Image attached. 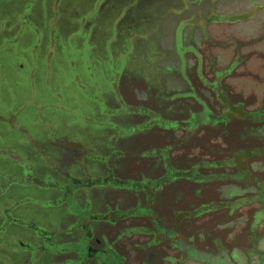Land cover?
Listing matches in <instances>:
<instances>
[{"label":"flooded vegetation","instance_id":"1","mask_svg":"<svg viewBox=\"0 0 264 264\" xmlns=\"http://www.w3.org/2000/svg\"><path fill=\"white\" fill-rule=\"evenodd\" d=\"M128 20L132 37L119 33ZM133 57L138 79L114 92ZM77 89L98 116V142L111 93L114 114L147 119L163 146L138 163L160 160L168 180L197 188L185 212L166 224L149 204L100 208L109 185L153 204L165 183L140 172L123 184L127 151L76 147ZM172 152L205 160L177 172ZM198 169L209 172L201 187ZM142 218L146 228L134 225ZM0 264H264V0H0Z\"/></svg>","mask_w":264,"mask_h":264},{"label":"rangeland","instance_id":"2","mask_svg":"<svg viewBox=\"0 0 264 264\" xmlns=\"http://www.w3.org/2000/svg\"><path fill=\"white\" fill-rule=\"evenodd\" d=\"M127 25H129L126 22L122 25L121 31L119 32L121 35L124 34L125 36L132 37V32L129 31L127 28ZM142 33L150 34L152 32L151 29H148L147 25H144L143 28L140 29ZM100 39V38H99ZM102 42V38L99 40ZM94 42V40H93ZM96 42V41H95ZM128 44V43H127ZM123 49L120 46V43L117 42L114 44V50L115 55H118L117 50ZM136 51L133 56H136L137 54H140L142 50V45L138 44L135 47ZM138 51V52H137ZM93 59H95L94 55L92 56ZM140 68V59L138 58H131L129 63V69L127 71V74L121 79L120 84L118 87L114 85V92H124L127 88V85L129 83H132L134 80L138 79L137 71ZM94 73H99L101 70L99 68L93 70ZM82 74L85 75L84 70L82 71ZM65 76L68 78V74H65ZM101 75H97V79H100ZM104 78V75H103ZM79 81V80H78ZM94 94V91L92 89V86H87L84 89V96H92ZM82 93L78 89L76 90V111L80 112L81 115L84 117L83 119L76 117V133L80 134L83 139L82 141L76 140V147H87L91 149L93 154H106L109 150L107 148V145L113 144V146L119 147V149H123L128 152L126 156L122 160H120V164L123 166V169L119 171V175L121 177V180L123 181V184L130 183L131 181H139L142 177L140 175V172H143V179L149 180V181H160L161 183H165V186L160 187V191L157 192L156 198L154 203H148L146 198L144 197V193L142 192H123L120 194L119 190H113L112 187H107L105 194H101L100 197V208L107 209L106 205H111L113 207H116V205H119L121 209L124 211H130L132 214H136L139 212V207L137 206L139 203H142L144 206L149 204L150 206H154L156 208V216H159L160 219L165 222L166 224H169L170 219L172 217L177 216L180 211L185 212L187 209V199L191 195L193 191H195V187L193 186V190L185 189L184 185L179 182L177 179L176 181H170L168 180V172L167 169L164 168L163 165H161V161H156V164L154 166H150L148 168H143L138 163L139 156H141L145 152H151V151H160L159 148L163 146V143L161 142L160 138L154 134L151 133V131L147 130L149 128L148 126L145 127L146 118H140V119H133V120H126L121 115V112L123 111L121 108V101H119L117 98V94L111 93L103 98V101L107 107V113L112 114L109 117H101L96 121L98 124L101 125V123H104L105 130L102 135H105V139L102 140V142L96 141V134L94 132L98 131L100 128L91 125L93 120L98 118L97 114L94 111V108L91 105V102L86 99L84 96H81ZM117 95V96H116ZM232 96V95H231ZM70 102V101H68ZM122 110L114 114V111ZM158 116L161 117L163 120H171L176 121L178 119H181L180 115L169 112L165 109H158ZM152 116L155 114H151ZM93 119V120H92ZM137 126L140 125L141 133L138 135L133 136H127L124 138L125 130L124 128H127L129 126ZM153 127L157 126V122H152L150 124ZM195 135V136H194ZM202 136V132H199L197 129L192 131L190 134L187 135L185 138V142L187 144H190L192 140ZM104 141L106 145L104 144ZM120 142V143H119ZM122 142V143H121ZM168 154V153H167ZM171 154V155H170ZM169 158L165 159V162L168 166H172L175 168V170L181 171V172H188L191 169V161L192 159H195V162L204 161L205 159L203 157H191L189 155H183L180 153H170ZM231 158H226L224 161H230ZM163 166V167H162ZM203 166L204 163H203ZM201 166V167H203ZM104 168V166H103ZM206 170H199V174L202 176H207L209 172H205ZM191 172V170H190ZM199 177L198 184L199 187L202 186L203 181L207 180V178ZM139 179V180H138ZM175 189V190H173ZM138 196V197H137ZM142 196L145 198L143 199ZM123 198V199H122ZM142 198V199H141ZM122 199V200H120ZM143 200V201H142ZM141 204V205H142ZM134 225L138 228L147 227L149 225L148 221L144 218L141 220H137L134 222ZM191 227L197 226L195 223H189L188 224ZM116 249L118 250L120 255H124L125 251H128V247L122 245L121 242H118L116 244Z\"/></svg>","mask_w":264,"mask_h":264},{"label":"trees","instance_id":"3","mask_svg":"<svg viewBox=\"0 0 264 264\" xmlns=\"http://www.w3.org/2000/svg\"><path fill=\"white\" fill-rule=\"evenodd\" d=\"M108 83H110V78L108 79V81H107Z\"/></svg>","mask_w":264,"mask_h":264}]
</instances>
